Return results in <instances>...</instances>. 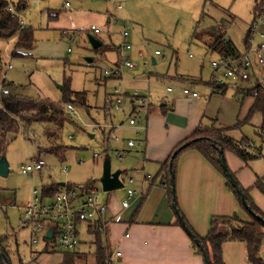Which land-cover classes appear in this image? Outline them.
I'll use <instances>...</instances> for the list:
<instances>
[{
	"label": "rangeland",
	"instance_id": "1",
	"mask_svg": "<svg viewBox=\"0 0 264 264\" xmlns=\"http://www.w3.org/2000/svg\"><path fill=\"white\" fill-rule=\"evenodd\" d=\"M256 4L257 0H28L21 19L34 30V46L23 50L20 56H12L14 41L0 39V83L6 79L13 93L63 106L67 98L64 84L68 83L71 90L86 92L87 105L72 101L75 112L67 111L68 119L60 130L55 126L50 128L52 140L59 137L55 145H63L60 155L39 149L50 146L45 124L34 125L36 142L26 139L22 132L8 136L6 157L10 170L7 176L0 175V235L7 237L11 264H60L65 254L57 242L46 249L42 236L40 242L32 243V227L27 224L24 203L32 200L35 188L41 193L43 184L49 181L79 186L93 181L104 201L110 193L123 199L127 189L136 190V184L129 183V177L137 182L143 178L139 152L127 145L128 139L141 138V134L129 128L131 100L125 97V108L116 109L114 90L145 89L148 83L120 80L106 74V70L116 68L119 57L111 49L96 52L88 35H95L105 46L114 48L126 32L131 46L126 54L137 64L131 74L149 77L150 89L158 104L162 97L169 96L168 86L182 87L184 83L174 78L178 75L188 81L187 87L196 88L208 99L211 88L207 83L213 74L211 62L220 55L193 39L195 29L226 20L227 36L244 50ZM50 13L58 16L50 18ZM92 25L101 32L95 33ZM140 50L146 58L155 57L156 63L145 64V58L137 55ZM156 50L162 55H156ZM262 71L258 77L264 82V68ZM253 83L238 85L250 87ZM235 86L230 84L226 93L213 94L206 105V120H216L213 122L218 126L241 128L234 125L242 106L246 112L249 97L236 92ZM122 122L123 127H113ZM243 129L250 136L254 127L247 123ZM107 155L112 171L128 170L123 174L124 186L110 192L103 189L99 180ZM39 157L46 163L44 168L23 173L22 165ZM95 240L94 235L81 233L79 250L89 246L92 250ZM87 253L78 259V264L93 262L92 251ZM261 255L264 256V240ZM0 264H5L2 258Z\"/></svg>",
	"mask_w": 264,
	"mask_h": 264
},
{
	"label": "crops",
	"instance_id": "2",
	"mask_svg": "<svg viewBox=\"0 0 264 264\" xmlns=\"http://www.w3.org/2000/svg\"><path fill=\"white\" fill-rule=\"evenodd\" d=\"M107 21L110 22L111 18H108ZM262 29L264 30V27ZM259 38L264 40V37ZM114 48L111 50H114L119 57L117 47ZM137 55L140 57L139 53ZM153 58L155 59L153 63H156V58ZM263 68L264 66L256 72L257 77L258 73L263 74ZM135 76H138V79L128 80L136 83H148V88L138 89L142 93H151L153 105L144 122L145 129L140 133L145 142L142 146L136 147L143 164L144 170L141 174L143 178L137 182L131 176L134 181L129 182L136 184V198L127 208L122 206V201L127 198V194L126 197L120 199L110 193L106 200H102L108 204L107 215L118 216V220L113 222L107 231V245L112 257L111 264H205L203 256L194 250L190 235L177 222L178 215L173 208L167 185L166 183L161 184L162 166L174 148L185 138L191 136L200 125H209L216 121L206 120V105L213 94L220 92L211 93L209 91L208 99H206V95L200 93L198 97L187 95L184 93V89L187 87L185 82L188 81L178 75L174 78L184 83V89L181 90L183 85L182 87L177 85L179 89L168 86L166 90L169 96L162 97L161 103L158 104L156 95H153L150 89L149 77ZM208 85L210 90V82L207 83ZM235 85L236 92H242L238 90V84ZM193 90L198 91L196 88ZM248 97L249 103L246 112H243L244 106H242L238 118L247 113L253 102V98ZM262 122L263 115L256 112L248 123L254 127L250 136L243 129L245 124L239 129L230 128L228 130V135L237 141L245 140L251 146H260L261 156L244 162L236 154L226 151L225 157L232 173L236 175L240 184L249 190L256 205L264 211V192L256 186L259 179L264 183V139L258 135V128ZM124 125L122 122L118 126L113 125V127L117 129ZM223 127L227 126L223 125ZM129 128L134 130L130 125ZM127 172L128 170L123 174H127ZM123 174L121 178L124 182ZM153 182L156 183L153 184ZM59 183L66 184V182ZM175 183L178 206L188 224L200 236L207 235L211 218L214 215L238 214L243 219H249L248 213L227 185L225 176L196 149H187L180 155L175 172ZM140 186L147 187L143 195H138ZM79 229L80 235L87 233L95 236L86 223H81ZM42 240L45 243V248L48 249L51 244L45 237L43 238V235ZM0 241L7 252V237L0 235ZM40 241L41 239L38 242ZM102 243L103 246L104 238ZM90 248L89 246V249L79 250L78 245L76 249L85 253L92 251L94 260L88 264H94L96 243L92 250ZM117 250L122 252L121 256L116 255ZM224 259L226 264H251L247 261L246 248L242 242H227L224 245Z\"/></svg>",
	"mask_w": 264,
	"mask_h": 264
},
{
	"label": "trees",
	"instance_id": "3",
	"mask_svg": "<svg viewBox=\"0 0 264 264\" xmlns=\"http://www.w3.org/2000/svg\"><path fill=\"white\" fill-rule=\"evenodd\" d=\"M259 4L260 2L257 0L255 7V19L258 14ZM27 5L28 0H0V39L14 41L11 53L12 56L22 55L23 50L31 49L35 43L33 28L29 25L25 27L22 26L23 21L21 19V12L27 8ZM49 16L50 18H55L58 14L54 15L50 13ZM251 29L252 27L249 29L245 39V49L247 48L249 38L251 36ZM194 38L204 43L209 51L217 52L219 55L238 56L245 50H241L236 43L227 36L226 20H223L222 22H215L211 26L203 29L196 28L193 33V39ZM112 48L113 47L110 45L105 46L102 44L101 47L94 50L98 52L102 49L110 50ZM1 55L2 50L0 48V62L2 59ZM253 81L254 83L250 87H242V85H244L242 83L241 86L238 85V90L247 94L246 96H251L253 98V102L247 113L238 118L234 127H242L244 124L249 123L252 115L256 112H260L263 115V122L258 128V135L264 139V82L257 76L247 82L252 83ZM9 83L10 82L4 79L0 84L9 88ZM228 86L229 84L224 85L221 87V91L219 92H226ZM64 92L67 97L66 105L72 101L75 103L78 102L82 105H87V94L85 91H73L69 88L68 83H65ZM67 119L68 116L66 106L56 104L50 100H39L32 97L21 96L11 91L10 93L0 95V158L3 155H6L8 136L11 133L22 132L26 139L36 142V133L34 130L35 124L46 125L45 136L50 142L49 147H40L39 149L41 151L56 152L60 155V150L63 148V145H55V141H58L59 137L52 140L53 133L50 132V128L55 126L60 130ZM230 128L232 127L218 126L214 122L209 125H200L191 136L185 138L174 148L171 155L164 162L162 166L163 177L161 184L166 183L173 204L170 165L172 164V170L175 174L180 155L187 149L198 150L219 172L225 176L227 185L235 194L243 209L248 213L249 219H243L238 214L214 215L211 218L210 228L207 235L200 236L188 224L184 214L180 210L186 223L199 239V243H196L190 236L194 250L197 254L202 256L204 252H207L210 264H226L224 259V245L227 242H242L246 248L247 261L251 264H262L263 259L261 255V248L264 240V211L256 205L249 193V190L240 184L236 175L233 173L250 206L256 214L261 215L263 219H259L254 214L249 212L237 194L235 187L226 177L218 156L219 148H222L224 152L230 151L236 154L244 162H248L261 156L262 150L260 146H251V144L245 140L237 141L236 139L230 137L228 135V130ZM186 142H190V144L187 147L178 150ZM175 152L177 153L175 154ZM126 171L127 170H124V172ZM155 183L156 182H153V184ZM66 185L70 188L82 187L84 190H87L94 185V182L89 181L85 185L80 186L72 182H67ZM256 186L264 192V183L261 179L257 181ZM63 187L64 185H61L57 181L46 182L42 186L43 197L53 198ZM177 222L179 225L183 226L180 219ZM88 228L95 234L96 237L94 264H108L105 258L106 251L102 246V232L98 227L93 228L92 225H88ZM54 243V241H49V244ZM0 249L7 254L1 241ZM87 254L88 253L80 252L77 249L65 250L63 260L60 264H78V259L84 255L86 256Z\"/></svg>",
	"mask_w": 264,
	"mask_h": 264
},
{
	"label": "built area",
	"instance_id": "4",
	"mask_svg": "<svg viewBox=\"0 0 264 264\" xmlns=\"http://www.w3.org/2000/svg\"><path fill=\"white\" fill-rule=\"evenodd\" d=\"M69 6V3L66 4ZM22 26L26 24L22 22ZM264 0L260 1L257 17L252 25L251 36L247 48L241 55H220L219 58L211 62L213 74L210 82L211 93L221 91V87L226 84H240L256 77V72L264 66V40L260 39L257 43V37H264ZM91 29L95 33H100L101 29L92 25ZM127 41V33H122L121 43L117 47L119 54V62L115 69L106 70L105 73L123 79H138V76L132 75L131 71L137 66L129 55L126 54L130 48ZM156 55H162L160 50L155 51ZM141 57L145 58V64L154 62L153 57L146 58L142 51L139 52ZM149 82V79L147 80ZM171 89V88H169ZM10 93V89L0 84V95ZM184 93L193 97H198L199 92L191 88H185ZM115 108H125V97L131 100L132 113L129 117V125L134 128L136 134H140L145 129V120L148 117L153 99L150 92L142 93L139 89H133L125 92L120 88H115ZM66 110L70 113L75 112V106L72 102L67 103ZM118 139V137H115ZM145 139H128L129 147L142 146ZM123 155H120L122 157ZM45 161L35 158L33 161H27L22 165L23 173H34L41 170ZM129 182H133V178H128ZM147 187L142 186L138 195H143ZM137 196V191L129 188L127 190V198L122 201L123 208L130 206L132 200ZM25 217L27 224L32 227V243H36L45 237L46 240L57 242L64 250H74L80 244L81 223L92 225L93 228L98 227L104 238V249L106 251L105 258L108 264L111 263V253L107 245V231L109 226L118 220L117 215H107L108 204L103 202L98 189L90 187L84 190L82 187H64L53 197L44 198L42 192L38 189L33 190V198L24 205ZM51 230L52 237L49 238L48 231ZM42 233V235H41ZM127 236L129 234H126ZM117 256H121L120 250L116 251ZM264 264V256H262Z\"/></svg>",
	"mask_w": 264,
	"mask_h": 264
},
{
	"label": "water",
	"instance_id": "5",
	"mask_svg": "<svg viewBox=\"0 0 264 264\" xmlns=\"http://www.w3.org/2000/svg\"><path fill=\"white\" fill-rule=\"evenodd\" d=\"M88 39L92 45L93 49H97L102 46L103 42L95 35L89 34ZM89 61H92V58H88ZM190 144V142L184 143L178 150H181L182 148L187 147ZM177 152H175L176 154ZM219 160L221 162L222 168L225 172L226 177L230 181V183L235 187L237 194L241 198L242 202L246 206V208L249 210L250 213L254 214L257 218L263 219L261 215L256 214V212L252 209L250 206L248 200L246 199L242 189L240 188L236 178L234 177L233 173L231 172L227 160L225 157V152L222 148H219ZM10 170L9 161L6 157V155H3L0 158V175L7 176ZM124 170L117 169L115 171H112V164L111 160L108 157H105L104 164H103V172L100 177V182L102 184V187L105 191H111L118 188H121L124 186V182L121 178V175L123 174ZM170 174H171V185H172V193H173V208L176 211V214L178 215V218L180 219L181 223L183 224L185 230L188 232V234L192 237V239L195 240L196 243H199V239L196 237L195 233L191 230L190 226L186 223L184 217L182 216L180 209L178 208L177 204V196H176V183H175V174L172 170V164L170 165ZM49 238L52 237L51 230L48 231ZM0 257L3 259L5 264H11L10 260L8 258V255L0 249ZM203 258L205 261V264H210L209 256L207 252L203 253Z\"/></svg>",
	"mask_w": 264,
	"mask_h": 264
}]
</instances>
